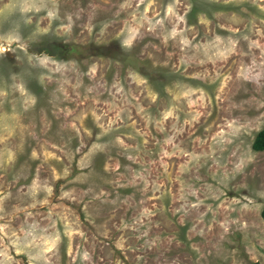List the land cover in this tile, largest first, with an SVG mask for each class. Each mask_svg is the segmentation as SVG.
Returning <instances> with one entry per match:
<instances>
[{
  "label": "rangeland",
  "instance_id": "obj_1",
  "mask_svg": "<svg viewBox=\"0 0 264 264\" xmlns=\"http://www.w3.org/2000/svg\"><path fill=\"white\" fill-rule=\"evenodd\" d=\"M262 128L264 0H0V264H264Z\"/></svg>",
  "mask_w": 264,
  "mask_h": 264
},
{
  "label": "trees",
  "instance_id": "obj_2",
  "mask_svg": "<svg viewBox=\"0 0 264 264\" xmlns=\"http://www.w3.org/2000/svg\"><path fill=\"white\" fill-rule=\"evenodd\" d=\"M72 49H73V47H72ZM251 147L255 151H263L264 150V128H262L256 132V134L253 138ZM260 216L264 220V205L261 208ZM253 264H259V263L255 262Z\"/></svg>",
  "mask_w": 264,
  "mask_h": 264
}]
</instances>
